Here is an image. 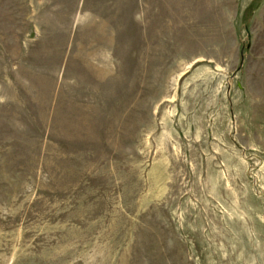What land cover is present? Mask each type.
Here are the masks:
<instances>
[{
	"label": "rangeland",
	"instance_id": "1",
	"mask_svg": "<svg viewBox=\"0 0 264 264\" xmlns=\"http://www.w3.org/2000/svg\"><path fill=\"white\" fill-rule=\"evenodd\" d=\"M0 264H264V0H0Z\"/></svg>",
	"mask_w": 264,
	"mask_h": 264
}]
</instances>
